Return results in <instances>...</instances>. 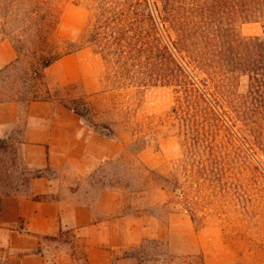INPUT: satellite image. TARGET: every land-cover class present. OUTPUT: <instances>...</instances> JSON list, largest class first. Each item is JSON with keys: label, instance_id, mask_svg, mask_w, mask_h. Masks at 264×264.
<instances>
[{"label": "rangeland", "instance_id": "374dc122", "mask_svg": "<svg viewBox=\"0 0 264 264\" xmlns=\"http://www.w3.org/2000/svg\"><path fill=\"white\" fill-rule=\"evenodd\" d=\"M90 19L87 5L70 1L60 32L77 38ZM4 41L11 43L0 50L8 58L15 47L0 32ZM8 64L0 68V102L16 97L7 85H23L16 69L1 72ZM105 70L102 55L85 47L49 66L46 80L64 101L92 98L100 111L96 120L110 122L116 134L100 133L83 119H4L0 195L54 198L66 215L85 205L95 223L114 227L101 232L66 225L57 235L35 236L21 217L7 226L14 231L1 236L0 262L43 247L45 264H264V112L259 117L251 109L244 119H229L212 105H192L170 84L101 94ZM227 89L248 95L239 99L241 106L250 98L246 75ZM30 138L43 144L36 157L45 161L51 152L52 162L29 160L24 145ZM137 138L142 141L134 145ZM133 162L153 170L147 180L134 174ZM40 169L53 183L48 195L31 188ZM30 237L39 242L35 249L17 247Z\"/></svg>", "mask_w": 264, "mask_h": 264}, {"label": "trees", "instance_id": "16d2710c", "mask_svg": "<svg viewBox=\"0 0 264 264\" xmlns=\"http://www.w3.org/2000/svg\"><path fill=\"white\" fill-rule=\"evenodd\" d=\"M70 1L84 3L91 11L89 25L77 38L60 32ZM251 21L264 26V0H0V32L11 39L17 52L1 72L16 69L23 84L20 88L7 85L16 97L2 100L60 99L46 80V69L65 55L91 47L106 64L101 94L170 84L192 105H212L220 116L244 119L254 109L261 117L264 34L244 35L242 25ZM241 75L248 77L250 91L242 106L239 99L248 95L227 89L238 84ZM60 100L100 133L116 134L110 122L96 120L100 111L88 95ZM141 141L137 138L133 144ZM131 169L146 180L147 173L153 172L135 162ZM43 174L40 169L32 177ZM39 252L45 255L43 247Z\"/></svg>", "mask_w": 264, "mask_h": 264}, {"label": "crops", "instance_id": "0c3cea01", "mask_svg": "<svg viewBox=\"0 0 264 264\" xmlns=\"http://www.w3.org/2000/svg\"><path fill=\"white\" fill-rule=\"evenodd\" d=\"M242 31L246 35H260L263 29V24L260 21L246 22L242 25ZM9 41H4L0 44V50L3 46H10ZM14 49L8 58H3L0 51V68L5 64L12 62L16 58ZM4 119H31V120H50V119H81V117L64 103L57 100L33 99L27 101L23 106L21 101L5 100L0 102V137L7 134L6 127L8 122ZM30 129L27 128L29 135ZM25 143V154L33 164L44 166L52 160V153L46 152L45 161H40L34 154V150L42 148V141L30 138ZM49 139V138H48ZM48 155V156H47ZM31 188L35 195H48L53 191L52 180L41 175L32 177ZM81 211H80V210ZM68 216V217H67ZM25 218L29 232L31 235L36 234H51L57 235L61 232L63 226H77L84 230L96 228L98 231L105 232L111 229L112 224L107 221L95 223V215L90 208L85 205L78 206L71 213L66 215L63 212L62 201L57 199L42 198L34 199L21 195H0V244L5 242L4 235L6 232L14 231L7 226L17 222L20 218ZM111 226V227H110ZM3 234V235H2ZM20 233L19 235H22ZM3 238H2V237ZM34 236V237H35ZM24 237V236H23ZM39 242L33 238H29L19 243L17 247L27 246L30 249H35ZM93 248H88L89 256L93 258ZM92 264L93 260H91ZM0 264H45V257L42 253L32 252L25 254L20 258H10L3 260Z\"/></svg>", "mask_w": 264, "mask_h": 264}]
</instances>
